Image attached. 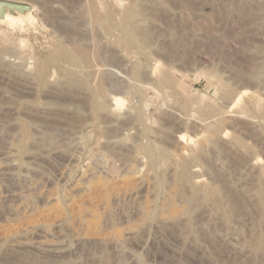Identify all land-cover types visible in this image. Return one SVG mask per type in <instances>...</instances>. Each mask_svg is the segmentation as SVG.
Returning <instances> with one entry per match:
<instances>
[{
  "label": "rangeland",
  "instance_id": "obj_1",
  "mask_svg": "<svg viewBox=\"0 0 264 264\" xmlns=\"http://www.w3.org/2000/svg\"><path fill=\"white\" fill-rule=\"evenodd\" d=\"M1 1L0 264H264V0Z\"/></svg>",
  "mask_w": 264,
  "mask_h": 264
},
{
  "label": "bare ground",
  "instance_id": "obj_2",
  "mask_svg": "<svg viewBox=\"0 0 264 264\" xmlns=\"http://www.w3.org/2000/svg\"><path fill=\"white\" fill-rule=\"evenodd\" d=\"M133 7V6H132ZM7 12H6V14H5V16H6V18H8V19H10L11 21H13L12 22V24L13 25H17V26H19L16 22H20V26L22 27V25L23 24H21V23H24V22H33L34 23V21L33 20H35V18H34V15L32 14V12H31V9L30 8H28V9H26V10H24V11H19V10H11V9H9V8H6L5 9ZM135 11H134V9L132 8L131 10H130V13H134ZM98 14V12H96V15ZM129 15H131V14H129ZM5 16H4V18H5ZM130 17V16H129ZM5 18V19H6ZM2 19V18H1ZM125 19H127V18H125ZM128 20V19H127ZM3 21H4V19H3ZM10 21V22H11ZM123 21V22H122ZM120 23L121 24H124L125 23V21L124 20H122ZM5 22H7V20L5 21ZM14 22H15V24H14ZM120 24V25H121ZM119 25V24H118ZM134 24L130 21V22H126L125 24H124V29H121V31L122 32H125V28L126 29H128V30H132V27H134L133 26ZM123 27V26H122ZM134 29L135 28H133V32H134ZM119 31V30H118ZM120 32V31H119ZM128 32H130V31H128ZM129 34H131V32L129 33ZM133 34V33H132ZM120 35H121V33H120ZM126 35V34H125ZM124 35V37H126ZM123 35H121V37H122ZM130 36H128V38H129ZM133 38H136V37H133ZM124 39V38H123ZM137 40V39H136ZM137 42V41H136ZM141 47V46H140ZM82 49H84V48H81V49H79V53L82 55H80L81 57H83V58H85L86 60H88L89 58H88V56H90V54L89 53H87V50L86 49H84V50H82ZM63 52V53H62ZM62 52H60V53H62V54H60V55H63L62 56V58H61V56H59L60 57V59H64V58H66L67 57V55H66V53L64 52V51H62ZM88 54V55H87ZM58 55H59V53H58ZM59 57L57 56V58L59 59ZM64 57V58H63ZM90 61L92 60L91 58L89 59ZM90 63V62H89ZM138 66H140V65H138ZM139 69H140V67H138ZM136 70V72L134 71V73L135 74H138V69H135ZM138 77H140V76H136V77H134V79L135 78H137L138 79ZM165 79L167 80V75H165ZM139 80H141V79H138L137 81H139ZM140 82V81H139ZM142 82V81H141ZM154 83H156V82H154ZM157 85V84H156ZM163 85V84H162ZM161 85V86H162ZM140 87H143V85L141 84L140 85ZM157 87V86H156ZM163 88V87H162ZM144 94V93H143ZM142 94V95H143ZM233 96V91H231L230 90V88L228 89V90H226V92H225V98H227V99H230L231 97ZM113 97V96H112ZM240 99V97L238 98V100ZM112 100H114V102H113V104H114V107L116 106V107H119L120 105H123L124 104V99L123 98H121V97H119V96H114L113 98H112ZM263 102V101H262ZM261 102V103H262ZM264 104V103H263ZM110 105V104H109ZM259 106H261L260 107V109L261 110H263V113H264V106H262V104L261 105H259ZM110 107H111V105H110ZM109 107V108H110ZM138 107V106H137ZM120 108H123V107H121L120 106ZM205 108H207L206 106H205ZM208 108H210L209 106H208ZM207 108V109H208ZM215 108V107H214ZM216 108H217V106H216ZM215 108V109H216ZM113 109V108H112ZM204 109V108H203ZM212 106H211V112H213L212 114L214 115V111H212ZM214 109V110H215ZM111 110V109H110ZM119 110H121V109H119ZM133 110V109H132ZM210 109H208V111H209ZM219 111V109H216V111ZM113 111V110H112ZM204 111H206V109L204 110ZM260 111V110H259ZM132 112V111H131ZM130 112V113H131ZM144 112H145V110H144ZM221 112V111H220ZM209 113H210V111H209ZM205 115H206V113H204ZM211 114V113H210ZM211 114V115H212ZM217 114H220L219 112L217 113ZM217 114L215 115V116H217ZM143 115V114H142ZM207 115H209V114H207ZM210 115V116H211ZM130 116H131V114H130ZM135 116V115H134ZM136 116H138L139 118H141V113L139 112V113H137L136 114ZM135 116V117H136ZM215 116H214V118H215ZM221 116H222V114H221ZM260 116H264V114H262V113H260ZM135 117H134V119L133 120H135ZM220 117V116H219ZM221 118V117H220ZM219 118V119H220ZM261 118V117H260ZM261 119H263V118H261ZM260 119V120H261ZM221 120H223V119H221ZM264 120V119H263ZM126 121V120H125ZM214 121V122H213ZM212 122H213V124L214 123H216L217 121L214 119ZM24 123H23V127H22V130H23V134H24V136L26 137V138H28V136L30 135V131H29V128H30V126L29 125H27V124H25V121H23ZM132 122H134V121H132ZM264 122V121H263ZM208 123V122H207ZM211 124V123H210ZM210 124H208L207 125V127H209L210 129H209V131L211 132V135L213 136L214 134H216L220 129L218 128V126H215V124H214V126H212V127H210ZM220 124V123H219ZM264 124V123H263ZM145 125V124H144ZM218 125V124H217ZM29 126V127H28ZM146 126H147V124H146ZM145 127V126H144ZM207 127H206V130H207ZM220 127V126H219ZM264 129V128H263ZM22 133V132H21ZM213 133V134H212ZM23 134H21V136L23 135ZM218 134L220 135L221 133H219L218 132ZM143 137V136H142ZM182 141L183 140H187L188 139V137H187V135H182L181 137H179ZM235 140V139H234ZM152 141V140H151ZM236 142L237 143H239V144H245V142H243L242 141V139L239 137V138H236ZM242 142V143H241ZM143 143V142H142ZM147 143V144H146ZM154 143V142H153ZM205 143H206V139H205ZM208 143V142H207ZM206 143V144H207ZM210 143H213L212 141L210 142ZM236 143V144H237ZM145 144V145H144ZM144 144H142V145H140V143H139V146H138V152L141 154V153H143L146 157H147V159H148V161H149V165L151 166V167H148V169H150V168H152V170L153 169H155L156 168V166H157V164L161 161V159H163V158H165V152L164 151H159V150H157V149H155V148H157V147H153L152 145H150V143H148V142H144ZM24 145V144H23ZM155 145V144H154ZM238 145V144H237ZM202 147H204V145L202 144L201 145ZM201 146H200V148H201ZM241 146V145H240ZM24 147V146H23ZM22 147V148H23ZM245 147V146H244ZM160 148V147H159ZM24 149V148H23ZM130 150H131V148H130ZM130 150H128V151H130ZM136 150V149H135ZM202 150V149H201ZM122 151V150H121ZM123 152V151H122ZM121 153V152H120ZM126 153V152H125ZM129 153H131V152H129ZM200 153H202V152H199V154ZM128 154V153H127ZM136 154H138V153H136ZM143 154H141V155H143ZM196 154H198V153H196ZM129 155V154H128ZM200 156V155H199ZM198 158H200V157H198V155L197 156H195V159L198 161ZM143 159H144V157H143ZM146 162V161H145ZM199 162H200V160H199ZM180 163V172H179V180H181V181H183L184 180V183H188V178H187V170H188V168H189V161H186V160H182V163L181 162H179ZM159 166V165H158ZM177 168H179L178 167V165H177ZM150 171H151V169H150ZM263 171V170H262ZM189 177V176H188ZM185 178H187V181L185 180ZM190 178V177H189ZM194 186V185H193ZM196 188V187H195ZM208 188V187H207ZM206 188V189H207ZM218 188H214V187H212V188H210L208 191H206L205 193H204V191H201L200 190V192H198V189H197V191H196V193H197V195H195V196H193V195H190V197L192 198L190 201L191 202H195L196 201V199H198L197 197H199L198 195H200V197L202 198H200L199 197V200H203L204 198L203 197H205V199H206V197L208 198V196H211V197H215L216 198V200L218 201L219 200V197L221 198V195L219 196V194H220V192L217 190ZM193 192V191H192ZM181 193H184V192H182V190H181V192L179 193V194H181ZM194 193V192H193ZM206 194L207 196H203L202 197V194ZM181 196H184V194H181ZM187 196H189V195H187ZM187 196H185L186 198H188ZM189 197V198H190ZM210 197V198H211ZM213 199V198H212ZM222 199H224L223 197H222ZM199 200H197V201H199ZM214 200V199H213ZM212 200V201H213ZM189 201V200H188ZM197 201H196V203H197ZM214 201V202H216L217 204H219V203H221V209L223 210V204H222V202H220V201H222V200H220V201ZM190 202V203H191ZM189 203V204H190ZM216 203H214L215 205H216ZM192 205V204H191ZM190 205V206H191ZM195 205V204H194ZM225 205H227V204H225ZM224 205V206H225ZM192 207V206H191ZM217 207H219V205H217ZM229 208V211L226 213V214H228V213H230L231 211H230V207H228ZM227 208V209H228ZM232 208H233V206H232ZM231 208V209H232ZM224 209H225V207H224ZM189 212H190V208H189ZM223 212V211H222ZM225 212V211H224ZM224 212H223V214H224ZM229 215H231V214H229ZM224 216V215H223ZM228 216V215H227ZM232 216V215H231ZM148 217H150V216H148ZM224 218H226V221H228L227 220V218L229 219L230 217H224ZM148 219V218H147ZM188 222V221H187ZM186 224H188V223H186ZM259 240H260V238H259ZM258 239H257V243H258V241H259ZM255 243H256V240L254 241ZM253 242V244H254V246H255V243ZM261 242L262 241H259V244H261ZM259 244H256L257 246L259 245ZM263 245H260V248L262 247ZM259 247V246H258ZM257 247H255V249H256ZM258 249V248H257ZM254 251H256V250H254ZM259 252V251H258Z\"/></svg>",
  "mask_w": 264,
  "mask_h": 264
},
{
  "label": "water",
  "instance_id": "obj_3",
  "mask_svg": "<svg viewBox=\"0 0 264 264\" xmlns=\"http://www.w3.org/2000/svg\"><path fill=\"white\" fill-rule=\"evenodd\" d=\"M9 8L11 10H19L24 11L29 8L28 5L25 4H19V3H12L9 1H1L0 2V14L3 16L5 13V9Z\"/></svg>",
  "mask_w": 264,
  "mask_h": 264
}]
</instances>
